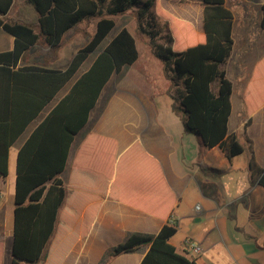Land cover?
Segmentation results:
<instances>
[{
	"label": "trees",
	"instance_id": "obj_1",
	"mask_svg": "<svg viewBox=\"0 0 264 264\" xmlns=\"http://www.w3.org/2000/svg\"><path fill=\"white\" fill-rule=\"evenodd\" d=\"M173 1L203 6L202 32L159 6L158 0H23L16 16L9 18L3 16L13 0H0V27L13 37V47L0 51V177L8 174L12 143L97 49L115 25L114 15L126 11L135 14L137 31L149 36L150 49L178 85L174 98L178 105L173 108L182 111L184 131L196 134L206 147L218 146L228 158L243 152L244 143L228 131L233 87L223 64L233 47L232 11L225 0ZM152 6L167 26L162 43L155 41V27L143 25ZM261 9L264 28V4ZM91 16L97 17L94 33L65 69L17 66L38 41L57 47L67 31ZM137 58L136 37L122 27L18 149L10 264H61L88 232L106 195L161 219L171 213L173 191L158 161L139 141L116 157L115 139L89 133L73 156L68 178H63L70 146L101 90L111 75ZM244 101L248 125L252 112L264 102V56L254 66ZM249 166L253 175L261 174L259 183L264 187V170L253 156ZM176 231L172 221L155 235L132 233L110 250L108 258L148 245L139 264H197L169 242Z\"/></svg>",
	"mask_w": 264,
	"mask_h": 264
},
{
	"label": "crops",
	"instance_id": "obj_2",
	"mask_svg": "<svg viewBox=\"0 0 264 264\" xmlns=\"http://www.w3.org/2000/svg\"><path fill=\"white\" fill-rule=\"evenodd\" d=\"M162 1L166 11L191 23L197 32L203 31L200 3ZM15 4L13 0L4 18L11 17ZM225 4L233 14V47L223 64L233 87L228 131L234 132L244 143L243 152L228 158L218 146L206 147L196 134L186 133L182 119L174 115L170 104L154 99L153 90L145 83L142 73L133 68L137 60L127 65L120 73L111 75L108 82L112 84L103 91L107 82L101 90L82 128L86 127L85 131L77 140L82 129L75 135L63 178H68L73 156L89 133L115 139L116 157L139 141L158 161L175 202L171 213L161 219L103 196L88 232L73 244L61 264H139L148 245L109 258L108 254L130 234L155 235L165 222L172 221L177 223V231L169 242L197 264H264V187L259 183L261 174L253 175L249 166L253 156L257 166L264 170V102L252 112L251 122L246 125L244 101L254 66L264 56V28L261 26L264 0H225ZM30 16L35 18L36 15L30 10ZM12 47L13 37L0 27V51ZM65 47L64 36L54 48L40 40L23 53L17 66L65 69L80 48L59 62ZM102 49H96L95 56ZM28 51L31 53L26 58ZM95 56L78 73L79 67L9 147L8 174L0 177L2 256L7 252L6 263L0 257V264H10L17 151L77 77L88 69ZM188 241H196L201 252H193Z\"/></svg>",
	"mask_w": 264,
	"mask_h": 264
},
{
	"label": "rangeland",
	"instance_id": "obj_3",
	"mask_svg": "<svg viewBox=\"0 0 264 264\" xmlns=\"http://www.w3.org/2000/svg\"><path fill=\"white\" fill-rule=\"evenodd\" d=\"M20 4H21V0H16V4L13 7V12L11 14V17L16 16L17 9L19 8ZM158 4L159 6L163 7L164 3L162 0H158ZM149 14H151V16H149ZM149 14L145 21V24L143 25L146 29H153L155 27L156 28L155 30L158 31V34L155 37L156 38L155 41L156 43H162L164 41L162 37L166 35V33L168 32L166 23L160 20L155 15L153 6L150 8ZM96 19L97 17L95 16L84 18L83 20L78 22L73 28H71L69 31L65 33L64 43L66 47L63 54H61L59 62H62V60L65 61V59L69 58V56H71V54L77 48L83 46L89 40L92 33L94 32ZM114 19H115L114 27L110 30L107 36L101 41V43L97 47V50H100L103 47H105L107 42L122 27H127L129 30H131V32L136 37L137 48L139 50V57L135 62L133 68L136 71L142 73L141 75L146 79L145 83L148 84V86H150L151 89L153 90L152 96L154 97V99L159 100L162 103H169L171 110L175 112L174 115L179 116L181 118L182 111L177 112L173 108L174 104L178 105V103L174 99L175 96L178 94V88H177L178 85L177 86L174 85L172 83V80L169 77H167V74H170L171 71L170 70L165 71L163 62L157 56H155L152 50L150 49V45L148 43V40L150 39L149 36H147L144 33L141 34L140 32L137 31L135 14L130 11H126L124 13H119L114 15ZM35 29L38 30L37 27H35ZM30 53L31 52L28 51L25 54V57L28 58ZM95 53L96 52L94 51L89 54V56L86 58V60L83 62L80 69L78 70V73L89 64L91 59L95 56ZM125 67L127 68L128 66ZM111 84H112L111 82H108L103 91H105ZM101 98L98 103V106L102 101ZM233 126H234V121L232 120L231 127ZM85 129L86 127L82 129V131L76 137V140L81 136V134L85 131ZM2 252H3L2 245H0V257H2V259L6 263L7 252L6 255H4L3 253V256H2Z\"/></svg>",
	"mask_w": 264,
	"mask_h": 264
},
{
	"label": "built area",
	"instance_id": "obj_4",
	"mask_svg": "<svg viewBox=\"0 0 264 264\" xmlns=\"http://www.w3.org/2000/svg\"><path fill=\"white\" fill-rule=\"evenodd\" d=\"M188 246L195 253L201 252V247L196 241H188Z\"/></svg>",
	"mask_w": 264,
	"mask_h": 264
}]
</instances>
